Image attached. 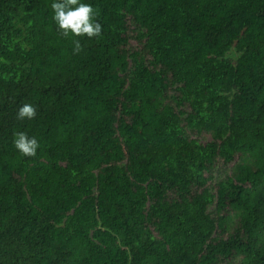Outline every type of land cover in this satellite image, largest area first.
Masks as SVG:
<instances>
[{"label":"trees","instance_id":"1","mask_svg":"<svg viewBox=\"0 0 264 264\" xmlns=\"http://www.w3.org/2000/svg\"><path fill=\"white\" fill-rule=\"evenodd\" d=\"M54 2L0 0V264H264V0Z\"/></svg>","mask_w":264,"mask_h":264},{"label":"clouds","instance_id":"2","mask_svg":"<svg viewBox=\"0 0 264 264\" xmlns=\"http://www.w3.org/2000/svg\"><path fill=\"white\" fill-rule=\"evenodd\" d=\"M54 12L53 19L58 24L63 37H87L98 38L101 36L103 27L97 18L100 11L91 4L82 3L81 0H57L51 5ZM73 54H79L83 50L79 39L73 40ZM37 108L31 103H24L17 112V119H34ZM14 147L26 157H35L40 147L35 137H29L26 132L14 134Z\"/></svg>","mask_w":264,"mask_h":264}]
</instances>
